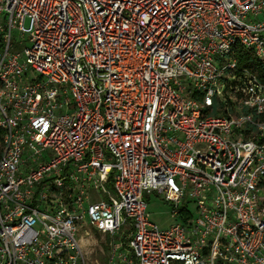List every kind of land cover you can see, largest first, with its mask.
<instances>
[{
	"label": "built area",
	"instance_id": "2783aa9c",
	"mask_svg": "<svg viewBox=\"0 0 264 264\" xmlns=\"http://www.w3.org/2000/svg\"><path fill=\"white\" fill-rule=\"evenodd\" d=\"M238 49L264 63V0H0V264H95L88 237L102 264H264Z\"/></svg>",
	"mask_w": 264,
	"mask_h": 264
},
{
	"label": "rangeland",
	"instance_id": "374dc122",
	"mask_svg": "<svg viewBox=\"0 0 264 264\" xmlns=\"http://www.w3.org/2000/svg\"><path fill=\"white\" fill-rule=\"evenodd\" d=\"M189 207L191 210H194V205L192 203L189 204ZM172 209L173 205L171 203L164 201L154 193H152L147 200V216L150 221L161 229H166L175 222V219L171 216ZM95 237L98 238L99 235L95 234ZM80 243L84 246V251L87 254L90 263H103L104 254L107 252L108 248L106 244L102 243L101 245L104 248V252L102 253L99 250L97 243L93 241L91 237L82 239ZM122 249L125 250L124 248H121V250Z\"/></svg>",
	"mask_w": 264,
	"mask_h": 264
},
{
	"label": "trees",
	"instance_id": "16d2710c",
	"mask_svg": "<svg viewBox=\"0 0 264 264\" xmlns=\"http://www.w3.org/2000/svg\"><path fill=\"white\" fill-rule=\"evenodd\" d=\"M237 54V62L240 66L246 65V64H252L255 69L259 72V77L264 78V63H261L257 59H255L253 56H251L249 53L238 49L236 51ZM211 112V111H210Z\"/></svg>",
	"mask_w": 264,
	"mask_h": 264
}]
</instances>
